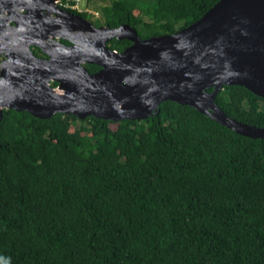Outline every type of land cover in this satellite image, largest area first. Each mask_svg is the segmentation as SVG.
<instances>
[{"label": "trees", "instance_id": "obj_1", "mask_svg": "<svg viewBox=\"0 0 264 264\" xmlns=\"http://www.w3.org/2000/svg\"><path fill=\"white\" fill-rule=\"evenodd\" d=\"M219 1L109 0L100 10L106 27L130 24L148 39ZM216 102L264 127V98L246 87L226 85ZM0 264H264V139L173 101L120 122L5 109Z\"/></svg>", "mask_w": 264, "mask_h": 264}, {"label": "water", "instance_id": "obj_2", "mask_svg": "<svg viewBox=\"0 0 264 264\" xmlns=\"http://www.w3.org/2000/svg\"><path fill=\"white\" fill-rule=\"evenodd\" d=\"M56 1L0 0V55L6 56L0 62V130L5 109L40 119L62 113L120 122L158 115L163 102L173 101L240 135L264 139V127L230 118L216 102L226 85L264 98V0H220L188 27L148 39L130 24L96 27L52 7ZM6 11L11 16L3 18ZM51 37L71 45L49 43ZM114 38L132 44L112 50ZM34 46L48 58L36 56ZM87 64L101 69L91 73Z\"/></svg>", "mask_w": 264, "mask_h": 264}, {"label": "built area", "instance_id": "obj_3", "mask_svg": "<svg viewBox=\"0 0 264 264\" xmlns=\"http://www.w3.org/2000/svg\"><path fill=\"white\" fill-rule=\"evenodd\" d=\"M91 0H57L56 5L61 8L76 14L92 15L95 18L100 17V13L94 9V6H90Z\"/></svg>", "mask_w": 264, "mask_h": 264}, {"label": "flooded vegetation", "instance_id": "obj_4", "mask_svg": "<svg viewBox=\"0 0 264 264\" xmlns=\"http://www.w3.org/2000/svg\"><path fill=\"white\" fill-rule=\"evenodd\" d=\"M52 7H57V8H59L57 5H56V3H53L52 5H51ZM65 10V9H64ZM46 15H47V17H55V14H49V13H46V11L44 12ZM21 14H25V10H19V12H18V15L20 16ZM76 14V13H75ZM11 16V13H9L8 11H6L5 13H3V18H7V17H10ZM46 22V21H45ZM12 26H14V23H13V21L11 20V21H9L8 22V25H6V27L7 28H10V27H12ZM54 40H57V41H59V42H63V43H65V44H67V45H71V43L69 42V41H67V40H64V39H62V38H58V37H51V38H49L48 39V42L49 43H53L54 42ZM33 51H34V53H35V55L36 56H38V57H40V58H44V59H47L48 58V56L45 54V53H43V51L39 48V47H37V46H34L33 48ZM6 59V56L3 54V55H0V62H2V61H4ZM100 67V66H99ZM101 69V67L99 68V70ZM98 70V71H99ZM1 72V71H0ZM97 72V71H96ZM95 73V72H94ZM54 83H56V82H53L52 83V86H54ZM57 85H58V83H57ZM56 85V86H57ZM56 86H54V87H56Z\"/></svg>", "mask_w": 264, "mask_h": 264}, {"label": "rangeland", "instance_id": "obj_5", "mask_svg": "<svg viewBox=\"0 0 264 264\" xmlns=\"http://www.w3.org/2000/svg\"><path fill=\"white\" fill-rule=\"evenodd\" d=\"M109 0H91L90 1V6H94V9L97 10L100 15H102L101 13V5H104V4H108ZM100 7V8H99ZM87 19H89L96 27H101V26H105V23H104V18H101L98 17V18H95L94 16L92 15H87ZM112 127H116L115 124L112 125Z\"/></svg>", "mask_w": 264, "mask_h": 264}]
</instances>
